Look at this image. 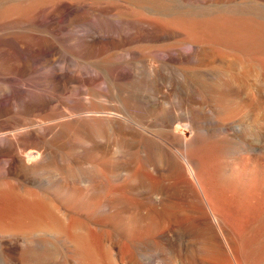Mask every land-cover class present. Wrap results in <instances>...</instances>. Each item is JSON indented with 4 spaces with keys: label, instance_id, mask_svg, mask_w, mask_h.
<instances>
[{
    "label": "bare ground",
    "instance_id": "bare-ground-1",
    "mask_svg": "<svg viewBox=\"0 0 264 264\" xmlns=\"http://www.w3.org/2000/svg\"><path fill=\"white\" fill-rule=\"evenodd\" d=\"M68 3L75 8L50 10L35 29L53 38L42 42L40 57L20 60L17 54L7 62L27 67L28 73L35 67L33 78L49 80L51 87L24 78L19 89L0 88V184L21 178L22 194L37 201L33 215L0 216V249L28 253L42 235L65 234L76 221L67 223L62 208L71 209L78 198L87 199V209H98L92 187L81 194L59 190L57 179L45 185L46 173H74L73 158L63 163L64 145L72 139L84 155H94L87 161L104 178L125 170L110 159L114 147L137 157L156 210V221L146 229L154 230L158 244L167 234L201 232L199 257L178 255L179 264H259L264 257V100L249 97L245 87L248 77H264V0ZM118 8L128 13L117 28L111 22L121 21ZM90 17L97 22L88 25ZM218 34L227 40L223 50L217 47ZM9 36L0 32V42ZM233 39L242 48H233ZM63 43L113 62L107 88L92 90L119 102L122 113H88L78 95L91 88L73 91V84L90 86L103 76L75 73L47 53ZM116 56L123 58V68ZM124 176L130 180L134 174Z\"/></svg>",
    "mask_w": 264,
    "mask_h": 264
},
{
    "label": "rangeland",
    "instance_id": "rangeland-1",
    "mask_svg": "<svg viewBox=\"0 0 264 264\" xmlns=\"http://www.w3.org/2000/svg\"><path fill=\"white\" fill-rule=\"evenodd\" d=\"M68 1L24 0L22 4L19 3V0H0V8H18L17 10L0 11V32L10 34L7 37L8 41L0 42V88L19 89L20 82L24 78L32 79L38 87H51L49 80L41 81L33 78L37 72L35 67L28 73L27 67L25 69L17 68L15 65L7 66V62L17 54H20L18 55L20 60L32 56L40 57L42 52L39 48L42 46V42L53 40V38L49 34L35 32V29L48 19L50 10L75 8L71 7ZM25 5L28 6L25 7ZM117 12L116 17L121 21L115 20L111 23L118 28L122 26L128 9L118 8ZM218 20L215 22L220 24L221 22ZM58 22H64L62 16L58 17ZM95 22L97 20L91 17L86 20L88 25H93ZM76 28V25L73 26V29ZM33 32H35L34 35H31ZM215 40L217 47L225 49L224 45L227 40L224 35H216ZM231 45L233 48H242L239 40L233 39ZM47 53L57 59H63L66 69L73 70L75 73L89 72L103 76L100 81H95L90 86L86 84L83 87L81 84H73L74 87L91 88L78 95L79 98H82L81 101L88 113L93 115L122 113L123 109L119 102L104 95L95 94L92 90L107 88L106 77L108 72L114 69L112 61L83 55L81 50L65 43L59 44L56 49H49ZM114 61L120 68H123L121 56H116ZM146 75L149 80L153 79L150 73L147 72ZM77 89L75 87L73 91H77ZM245 91L248 92L249 97L264 100V77L260 75L253 78L248 77ZM60 96L57 94L58 98ZM71 140L64 145L63 150L69 155H64L63 163L66 165L69 158H73L74 163H69V165H74V173H70L68 170L46 173L44 174L45 185L57 179L59 190L66 189V191H75L81 194L92 187L94 199L91 200L99 202L98 209H87L85 205L87 199L85 198L74 199V206L71 209L62 208V211L65 212L64 217L67 223L76 221L75 227L62 235L47 233L42 235L39 242L33 244L32 252L25 253L17 248L0 249V264H179L178 255L188 258L199 257L200 231H186L176 235L167 234L165 241L158 244V237L154 230L146 229L148 223L156 221L154 216L156 210L155 205L148 199V184L142 182L141 171L134 154L127 151L126 148L122 151L114 147V150L110 152V159L124 167L125 170H122L117 177L104 172L106 174V178H104L100 176L98 169L92 168L90 162L87 161L93 160L94 155H84L82 150L76 148L79 143ZM85 161L86 163H84ZM125 173H131L134 176L127 180L124 176ZM153 181H155L154 177L151 179V182ZM24 184L21 178H10L0 184L1 217L33 215L37 201L35 197L27 198L22 194ZM26 186L30 188L29 185ZM60 192L62 193V191ZM35 196L44 198L42 194ZM74 237L83 238V242H73ZM36 238L38 236L30 237L31 240ZM259 264H264V257Z\"/></svg>",
    "mask_w": 264,
    "mask_h": 264
}]
</instances>
